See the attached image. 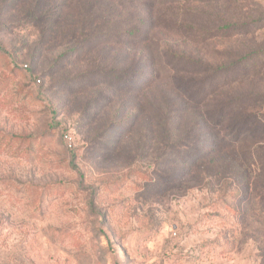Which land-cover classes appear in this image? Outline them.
<instances>
[{"label": "rangeland", "instance_id": "1", "mask_svg": "<svg viewBox=\"0 0 264 264\" xmlns=\"http://www.w3.org/2000/svg\"><path fill=\"white\" fill-rule=\"evenodd\" d=\"M0 264H264V0H0Z\"/></svg>", "mask_w": 264, "mask_h": 264}, {"label": "trees", "instance_id": "2", "mask_svg": "<svg viewBox=\"0 0 264 264\" xmlns=\"http://www.w3.org/2000/svg\"><path fill=\"white\" fill-rule=\"evenodd\" d=\"M235 63H233L232 65H234ZM119 74H120V72H119ZM133 76V75H132Z\"/></svg>", "mask_w": 264, "mask_h": 264}, {"label": "built area", "instance_id": "3", "mask_svg": "<svg viewBox=\"0 0 264 264\" xmlns=\"http://www.w3.org/2000/svg\"><path fill=\"white\" fill-rule=\"evenodd\" d=\"M69 139H71V137H68Z\"/></svg>", "mask_w": 264, "mask_h": 264}]
</instances>
